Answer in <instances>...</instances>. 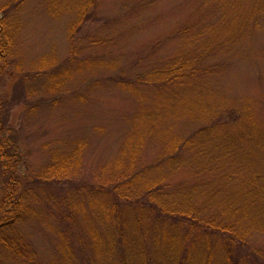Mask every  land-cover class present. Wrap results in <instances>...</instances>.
Returning <instances> with one entry per match:
<instances>
[{
    "label": "rangeland",
    "instance_id": "obj_1",
    "mask_svg": "<svg viewBox=\"0 0 264 264\" xmlns=\"http://www.w3.org/2000/svg\"><path fill=\"white\" fill-rule=\"evenodd\" d=\"M0 5L12 7L0 38V142L18 160H0V218L8 176L26 208L3 236L30 253L0 246V263L134 264L142 245L164 264L153 259L164 231L191 242L202 234L217 262L222 236L180 213L247 231V248L264 258V217L228 203L250 167L227 171L220 144L223 130L253 127L261 145L251 169L264 174V0ZM182 63L186 78L167 83L166 68ZM157 208L178 221L156 219Z\"/></svg>",
    "mask_w": 264,
    "mask_h": 264
},
{
    "label": "trees",
    "instance_id": "obj_2",
    "mask_svg": "<svg viewBox=\"0 0 264 264\" xmlns=\"http://www.w3.org/2000/svg\"><path fill=\"white\" fill-rule=\"evenodd\" d=\"M18 1L20 2L21 0ZM11 9H12L11 6L0 5V12L3 15V19L0 20V35H1L0 38L10 36L8 34L9 31L7 28L9 22L6 20L9 18V12L11 11ZM7 51L8 50L6 47H4V44L2 46L0 45V57L4 58L5 56H7L8 54ZM184 66H185L184 63H182L174 68L170 66L166 68L165 72L163 73V76H167L168 78L167 83H170L174 80H179V83L182 82L187 76V74L184 73L183 71ZM3 68H4V64L1 63L0 78L3 73ZM157 75L159 78L162 77V75H160L158 72ZM3 128L4 126L1 127V123H0V129L2 131ZM223 134H224L223 136L224 141L223 140L220 141V144L223 143L221 145V149L222 151L226 152L224 156L228 160L226 165V168H228L227 171L232 170L233 172L230 173L239 175V174H243L244 169L248 171V167H250V174L245 176L247 178L237 183V189L235 190L239 194V196L235 198L230 197L228 203L232 204L233 202V205H237L238 210H240L242 213L244 210L249 211L251 209L252 211L253 209H255L256 211L255 214H257L258 217H264V174L260 172V170L251 169L254 166L251 165L254 162V160H252L254 159L253 156L257 154L256 152L261 145L259 141V137L257 135L254 136L252 135L253 127L251 126H248L246 129L240 130L233 135L228 131L223 130ZM198 137H203V136H198ZM213 140L215 142V146H217L219 144L218 140L215 137H213ZM8 148L10 147H6L5 143L0 142L1 163L2 161L3 162L8 161L12 163V166H15L18 160L14 153L12 152L8 153L9 152L7 151ZM179 151H181V149L179 145L176 144L175 150L172 153L177 152V154L169 155V156H171L175 161L181 160L180 154H178ZM247 157L251 160V163L246 168L244 165H242V160H244ZM238 158L241 159V162H238L237 160ZM169 162H170L169 164L173 166L171 164V161ZM57 171L58 173H62V170L60 171L59 169H57ZM216 176L221 177L224 176V174H218V175L216 174ZM218 179L220 181H223L224 177ZM4 182L6 185L5 190L7 192L5 193V198L2 201L3 215L0 218V246L8 250L10 253H13L22 258L23 257L28 258L29 260L30 253L22 251L24 244L21 237L14 238L13 240L12 239L8 240L3 236L4 229L12 222L21 219L23 213H25V208H26L25 206H22V204L20 205L21 203L20 201H15V199H13L16 198L17 195H15V191L13 192V188H14L12 187L13 183L10 182L8 176L7 177L4 176ZM214 192L215 194L217 193V191ZM233 194L234 191L230 193V196H232ZM242 199L243 201H241ZM101 212L103 211H97L98 216H100ZM154 212L156 215V216L154 215V217L156 219H171V221L173 222L178 221L177 219H173L169 217L168 212L163 208H157L154 210ZM104 213H102V217L104 219L110 218L109 215H107L108 213L106 212ZM117 215L120 217V214ZM174 217L175 218L186 217L187 219H190L193 223L199 224L197 226L205 228L206 230L212 227L213 230L211 232L214 234L219 233L224 239L223 250H222L223 255L220 257V259L217 262H215L213 251L211 247H209L210 246L209 240L202 234L196 236L195 241L191 242L189 235H185L181 240L180 239L181 237L179 238L178 235L168 234V232L164 231L163 237L161 239L158 235L154 236L153 243L155 250L158 247L159 250L165 252L163 255H161L159 254L157 249L156 252L155 251L153 252V256H154L153 259L159 256L160 259H163L165 261L164 264H264V258L261 255L257 254L258 252H256L255 250L249 251V249L247 248L248 247L247 246L248 243L246 241V237L248 236L247 231L246 232L240 231L237 226H234L229 222L223 224L222 223L217 224L215 223V220H209V222L206 223V227H205L204 224L200 222V219H196V217L192 213H187L186 215L180 213V214H176ZM116 219L119 218L116 216ZM256 221L258 222V228L261 225V228L264 229V219H256ZM225 235L227 237H225ZM199 240H201L200 245L199 242L197 243V241ZM139 242H141V240H139ZM138 247L141 254H143L142 256L144 259L141 263L138 261L134 264H153L154 262L150 261L151 256L146 257L147 256L146 249L142 245H138ZM128 248H131V246H128ZM159 264L162 263L159 262Z\"/></svg>",
    "mask_w": 264,
    "mask_h": 264
}]
</instances>
